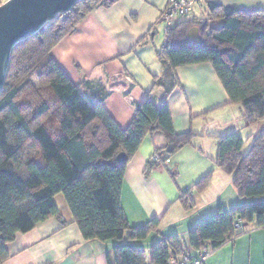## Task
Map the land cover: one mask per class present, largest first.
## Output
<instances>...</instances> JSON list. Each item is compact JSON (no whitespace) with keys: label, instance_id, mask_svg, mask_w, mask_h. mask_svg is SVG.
I'll list each match as a JSON object with an SVG mask.
<instances>
[{"label":"trees","instance_id":"obj_1","mask_svg":"<svg viewBox=\"0 0 264 264\" xmlns=\"http://www.w3.org/2000/svg\"><path fill=\"white\" fill-rule=\"evenodd\" d=\"M117 1H82L13 50L0 94V264L9 259L8 244L19 233L51 218L63 228L69 224L55 201L58 195H63L85 241L115 242L107 251L108 264H170L171 256L198 257L204 247L216 250L251 224L264 228V131L246 152V139L231 132L217 137L215 164L233 177L241 202L230 209L219 205L216 213L193 225L188 247L177 233L148 250L129 242L147 240L162 222L154 218L144 225L130 223L121 200L129 162L146 137L162 132L166 145L147 162L148 176L197 137L191 130H176L169 107L179 67L211 63L230 104L243 107L249 124L264 121V10L209 3L203 18H189L191 13L165 29V45L158 52L162 70L154 76V87H162L165 98L157 105L149 92L130 125L122 129L103 106L109 92L91 82L76 85L52 56V50L93 10L110 8ZM193 27L200 30L199 43L188 40ZM40 82L49 86L59 103L53 108L43 101L28 113L31 106L23 100L22 90ZM121 153L127 156L124 162L118 159ZM214 176L215 170L208 172L181 191L177 202L187 212L195 209L193 193L205 191Z\"/></svg>","mask_w":264,"mask_h":264},{"label":"crops","instance_id":"obj_2","mask_svg":"<svg viewBox=\"0 0 264 264\" xmlns=\"http://www.w3.org/2000/svg\"><path fill=\"white\" fill-rule=\"evenodd\" d=\"M168 2L118 0L110 8H96L52 50L53 58L73 83L91 82L109 92L103 106L122 129L130 125L136 107L149 92L157 105L165 98V90L154 87V76L162 70L158 59V52L165 45L161 14ZM209 3L246 11L264 10V0H196L189 18H203ZM143 39L146 40L144 44L141 43ZM177 76L179 83L168 99L175 128L179 133L191 130L199 138L164 165L168 172V168H176V186L168 180L162 166L155 167L148 176L145 174L147 162L155 150L166 145L162 132L146 137L125 172L121 200L130 223L138 226L154 218L162 221L155 234L145 241L134 242L147 250L173 233L180 235L183 246H189L188 231L196 221L188 222L182 227L187 229L179 230L178 215L187 212L177 202L180 192L212 170H215L213 182L217 179L221 194L230 192L233 186V177L215 167L218 141L216 149L208 153L199 139L231 132L246 138L240 128L249 125L243 107L230 104L229 95L211 63L179 67ZM258 134L249 133L248 142ZM183 165L186 168L182 176L178 170ZM237 193L229 195L228 203L222 199L223 194L220 195L219 205L224 209L236 206L241 202ZM201 195L193 193L196 208L192 211L198 209ZM55 201L69 224L63 228L57 219L51 218L28 233H19L8 244L10 257L3 264H108L107 251L115 242L85 241L79 227L73 223L63 195H58ZM219 205L210 211L211 214L219 210ZM202 214H199L200 220L204 218L201 216H208ZM205 264H264V228H247L234 240L213 250Z\"/></svg>","mask_w":264,"mask_h":264},{"label":"water","instance_id":"obj_3","mask_svg":"<svg viewBox=\"0 0 264 264\" xmlns=\"http://www.w3.org/2000/svg\"><path fill=\"white\" fill-rule=\"evenodd\" d=\"M82 1L85 0H8L0 5V94L15 47ZM188 40L192 43L201 41L198 27L190 29ZM118 159L124 162L127 156L121 153Z\"/></svg>","mask_w":264,"mask_h":264},{"label":"rangeland","instance_id":"obj_4","mask_svg":"<svg viewBox=\"0 0 264 264\" xmlns=\"http://www.w3.org/2000/svg\"><path fill=\"white\" fill-rule=\"evenodd\" d=\"M6 1H8V0H0V5H2ZM167 6H168V4H167ZM162 14H161V17H162ZM22 93H23V95H22L23 100H25V102L29 101V103L27 105L31 106V107L26 106V107H28L27 108L28 113L30 112L31 109H34L38 104H40L43 101H49L51 103V105L53 106V108H54V106L57 107V105L59 103L55 94L50 91L49 86L46 84H42V82L33 83V84L26 86L25 88H23ZM240 129H241L240 131H243V134L246 135L245 136L246 137L245 138L246 144H245V148H244V151L246 152V151H248V149L251 147V144H252V142H248L249 140L247 139V136L251 132L259 133V134L261 132H263L264 131V121H261V122L255 123V124H249L246 127H242ZM198 138L199 137H196L195 139L197 140ZM199 140L201 142L200 145L204 146L205 150L208 153L210 152L211 149H214V150L216 149L215 147H216L217 137H215V136H208V137H203V138L201 137V139H199ZM215 167H216V164H215ZM161 168H163V170H165L167 172V176L169 178L168 180L173 184V186H176L175 183H176L177 176L174 173V171H177V170H175L176 168H168L169 172L167 171L165 166H162ZM185 168H186V165H183L182 168L180 167V170H178V171H181L182 176H183V172H185V170H184ZM225 176H228V175H225ZM226 178H230V177H226ZM216 180L217 179H215L214 182L212 181L211 182L212 185L210 184V186L205 191H203V192L201 191L202 195L199 199V206H198L197 210L189 211V212L182 211L178 215V217H180V223H177V224H179V230L187 229V228H182V227L184 225L187 226V223L190 221H196L194 223H197L198 221H200V218H198V217H200L199 214H201V213H203L202 215H204V213H207L206 215H211L210 211L213 208L218 207V205H219V203H221L222 199L224 200V202L226 201V203H228L227 198L229 197V195L233 192L237 193L236 189L231 185L230 186V192H227L225 195H224V193H222L223 194L222 195L221 190H220L221 189L220 184L216 183ZM189 187H191V186H189ZM224 188H227V187L224 186ZM220 195H222V197H223L222 199H220V197H221ZM213 213H216V212H213ZM189 216H190V218H189ZM201 217H205V216H201ZM195 219H198V220H195ZM167 220H169V219H167ZM192 225H194V224H192ZM247 228L248 229L256 228V226H255V224H251ZM126 241H128V240L126 239ZM129 242L133 245L138 246V247H143L142 244L138 245L137 243H134L132 241H129ZM212 252H213V250L211 251L210 256L212 255Z\"/></svg>","mask_w":264,"mask_h":264},{"label":"built area","instance_id":"obj_5","mask_svg":"<svg viewBox=\"0 0 264 264\" xmlns=\"http://www.w3.org/2000/svg\"><path fill=\"white\" fill-rule=\"evenodd\" d=\"M196 5V0H170L168 6L163 11L161 22L165 29L173 27L179 18L188 16L193 12ZM158 160V157H154ZM241 219L236 223V230L240 231ZM211 251L208 247H204L198 252V257H193L191 254H184L181 257H170V264H205L209 258Z\"/></svg>","mask_w":264,"mask_h":264}]
</instances>
